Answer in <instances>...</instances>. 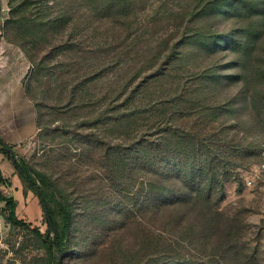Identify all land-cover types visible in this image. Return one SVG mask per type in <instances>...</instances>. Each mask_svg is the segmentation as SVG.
Masks as SVG:
<instances>
[{
  "label": "trees",
  "instance_id": "1",
  "mask_svg": "<svg viewBox=\"0 0 264 264\" xmlns=\"http://www.w3.org/2000/svg\"><path fill=\"white\" fill-rule=\"evenodd\" d=\"M55 1L57 4L45 11L52 14L63 7L62 13L47 20L36 17L33 27L53 31L70 29L64 44L66 50H83L89 43L84 39L92 32L97 39L96 34L104 25L109 27L113 43L126 42L140 29L138 0ZM33 3V0L21 3L12 14L21 15ZM72 5L75 15L70 12ZM227 5L231 4L217 0L214 11L218 13L219 8ZM221 40H209V53L216 54L220 48L236 51V35H230L228 48L218 45ZM100 41L90 45L104 46L106 42ZM174 61L168 57L162 71L145 78L136 74L118 87L108 108L109 117L100 113L97 121V125H109L110 140L104 142L101 134H94V140L89 137L83 140L94 143L90 146L84 142L85 149L101 153L97 160L91 156L90 161H94L99 174L95 178L93 198L87 201L85 197V212L89 220L92 218L97 234L87 233L77 244L76 252L72 233L80 214L74 210L70 198L57 189L50 177L16 158L14 150L9 154L0 142V150L18 171L22 170L18 173L24 184L46 204L55 232L48 226L43 234L20 220L14 197L0 194V201L5 202L12 224L32 229L43 241L51 263L59 264L61 255L65 258L74 253L85 259L104 253L113 258L118 254H135V264H249L255 259L253 255L243 256L244 242L239 232L245 226L244 220L239 215L221 212V205L227 199V184L241 180L239 170L245 169L242 163L254 154L248 152L249 145L245 147L236 140L237 132L230 136L231 131L240 127L239 123L218 125L217 113L227 112L230 105L209 104L213 95L207 92L220 89L225 92L228 87L243 83L242 76L224 75L225 64L208 67L188 76L185 84L181 78L172 82L169 99L161 97L146 103L151 88L174 80L177 71H181ZM234 65L240 67L238 62ZM89 81L76 84L71 93L76 95L85 90ZM241 92L246 99L243 87ZM238 98L233 99L234 105L236 101L239 103ZM73 103H68L67 108ZM0 184L11 187L1 171ZM45 218L48 222L46 212ZM133 241L134 245L130 246Z\"/></svg>",
  "mask_w": 264,
  "mask_h": 264
},
{
  "label": "rangeland",
  "instance_id": "2",
  "mask_svg": "<svg viewBox=\"0 0 264 264\" xmlns=\"http://www.w3.org/2000/svg\"><path fill=\"white\" fill-rule=\"evenodd\" d=\"M26 1L0 0V40L25 49L31 63L26 89L37 110L40 129L35 141L16 148L14 155L37 173L50 177L57 189L70 198L80 214L72 233L75 252L87 233L97 234L92 218L89 220L85 212V197L87 201L93 198L99 174L91 156L97 160L101 153L85 149L84 142L90 146L94 143L83 140L93 139L94 134H101L104 142L110 140L109 125L100 126L97 121L100 113L109 117L108 108L118 87L136 74L145 78L162 71V65L171 57L181 71H177L174 80L151 88L146 103L161 97L169 99L172 82L181 78L185 84L188 76L208 67L225 64L224 75L242 76L243 83L228 87L225 92L207 91L213 95L209 104L230 105L227 112L217 113L218 125L239 123L240 127L230 136L237 132L236 140L245 147L249 145L248 152L254 154L242 163L245 169L239 170L241 180L227 184V199L221 212L241 216L245 222L239 232L244 242L243 256H254L249 264H264V0H221L231 5L219 8L218 13L214 11L217 0H138L140 29L136 35L126 42L113 43L109 27L104 25L96 34L97 39L93 32L84 39L89 43L81 51L66 50L70 29L33 27L36 17L47 20L62 13L63 7L51 14L45 10L55 6V0H33L21 15H13V10ZM71 7L70 12L75 15L74 5ZM233 11L230 16L227 14ZM22 16L27 18L22 20ZM231 34L237 36L236 51L220 48L216 54L209 53V40L222 38L218 45L228 48ZM98 39L105 45H90ZM236 62L240 63L239 68L235 67ZM83 81H89L86 89L73 95L72 87ZM242 87L246 99L242 98ZM236 96L239 103L234 105ZM71 101L74 103L67 108ZM9 188L0 184V194H9ZM36 200V206L29 200L17 201L16 214L46 234L49 225L40 199ZM9 216L5 202L0 201V264H53L43 241L32 229L12 224ZM129 244L133 246L134 241ZM136 259L135 254L113 258L108 253L85 259L74 253L62 258L61 264H135Z\"/></svg>",
  "mask_w": 264,
  "mask_h": 264
},
{
  "label": "crops",
  "instance_id": "3",
  "mask_svg": "<svg viewBox=\"0 0 264 264\" xmlns=\"http://www.w3.org/2000/svg\"><path fill=\"white\" fill-rule=\"evenodd\" d=\"M31 63L22 48L0 40V140L16 148L27 146L39 135L38 115L26 89ZM0 171L9 180L7 197L29 200L36 206L35 192L25 186L16 167L0 150Z\"/></svg>",
  "mask_w": 264,
  "mask_h": 264
},
{
  "label": "water",
  "instance_id": "4",
  "mask_svg": "<svg viewBox=\"0 0 264 264\" xmlns=\"http://www.w3.org/2000/svg\"><path fill=\"white\" fill-rule=\"evenodd\" d=\"M0 142H2V141L0 140ZM4 148H5V150H6L9 154H11V153L13 152V148H11L10 146L4 145ZM11 161H12V160H11ZM12 163H13V161H12ZM13 164H14V163H13ZM19 172L22 173V170L19 169ZM41 202H42V206H43V208H44V210H45V212H46V214H47V216H48L49 226H50V228L55 232V227H54V225H53V223H52L51 218H50L49 215H48L47 206H46V204L44 203L43 200H41ZM61 260H62V255H61L60 258H59V264L61 263Z\"/></svg>",
  "mask_w": 264,
  "mask_h": 264
}]
</instances>
